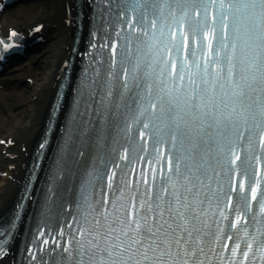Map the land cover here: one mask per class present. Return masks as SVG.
Returning a JSON list of instances; mask_svg holds the SVG:
<instances>
[{"label": "snow or ice", "instance_id": "snow-or-ice-1", "mask_svg": "<svg viewBox=\"0 0 264 264\" xmlns=\"http://www.w3.org/2000/svg\"><path fill=\"white\" fill-rule=\"evenodd\" d=\"M105 10L120 21L102 44L106 82L74 89L53 174L55 197L84 165L81 203L47 264H264V0H106ZM113 124L100 172L88 164L93 138L108 147ZM137 158L149 160L138 175Z\"/></svg>", "mask_w": 264, "mask_h": 264}, {"label": "bare ground", "instance_id": "bare-ground-1", "mask_svg": "<svg viewBox=\"0 0 264 264\" xmlns=\"http://www.w3.org/2000/svg\"><path fill=\"white\" fill-rule=\"evenodd\" d=\"M54 2H56V7L53 10H50L49 6L40 11L30 7L20 12V20L16 25L12 23L8 27L1 26V29L14 28L21 33L29 31L32 26H41L39 31L35 32V37L43 43L49 40L51 47L43 52L37 62L30 56L31 58L27 57L16 68L19 71L15 74L16 76L34 77L35 82L24 81L21 86L26 84L28 87H23V90H11V94L8 90L0 89L2 107V111L0 110V139L4 145L0 149V160L11 159L7 165L0 164V177H2L0 218L4 217L12 205L14 207L19 183L23 181L22 174L28 166L30 154L36 146L38 136L43 133L59 76L63 72V64L70 54L75 37L77 0H54ZM80 10L86 18L90 10L89 0H83ZM6 81L10 83L11 89V85L15 83L14 77H8ZM7 86L4 84L5 88ZM13 87L17 85L14 84ZM7 217L5 216L1 221ZM16 249L17 244L14 243L10 252L0 260V264H13Z\"/></svg>", "mask_w": 264, "mask_h": 264}, {"label": "rangeland", "instance_id": "rangeland-1", "mask_svg": "<svg viewBox=\"0 0 264 264\" xmlns=\"http://www.w3.org/2000/svg\"><path fill=\"white\" fill-rule=\"evenodd\" d=\"M48 6H49L50 10H53L56 7V2H54V0H27L23 3L17 4L15 7H12L9 10H7L5 22L7 24L8 23L17 24L20 20L19 14L21 11L27 10L30 7H33L35 10L40 11L41 9H45ZM50 47H51V43L48 40L45 43H42L40 50H37L34 54H31V57L36 60L35 62H37V59H39L43 55V52L46 51V49H49ZM16 73H17V71L14 74H16ZM21 76L22 75H19V76L14 75V79H16L17 87H13L11 90H14V89L23 90L24 89L23 87H28V86L26 84H23L21 86L22 82H24V81L29 82V80L32 82H35V80H36L34 77H27L26 78L25 77L26 75H24V77H21ZM28 78H29V80H28ZM11 90L8 91L9 94H11ZM1 108L2 107L0 105V110L2 111ZM1 132H4V131H1ZM7 163H8V160H0V164L6 165Z\"/></svg>", "mask_w": 264, "mask_h": 264}]
</instances>
